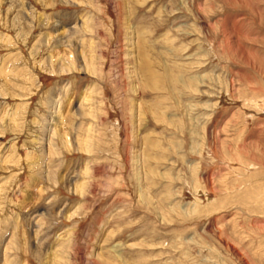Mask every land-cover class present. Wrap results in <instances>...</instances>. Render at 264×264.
I'll list each match as a JSON object with an SVG mask.
<instances>
[{"label":"rangeland","instance_id":"obj_1","mask_svg":"<svg viewBox=\"0 0 264 264\" xmlns=\"http://www.w3.org/2000/svg\"><path fill=\"white\" fill-rule=\"evenodd\" d=\"M0 264H264V0H0Z\"/></svg>","mask_w":264,"mask_h":264}]
</instances>
